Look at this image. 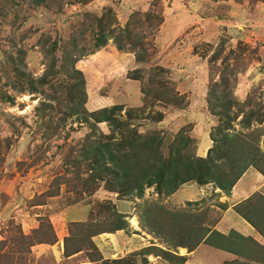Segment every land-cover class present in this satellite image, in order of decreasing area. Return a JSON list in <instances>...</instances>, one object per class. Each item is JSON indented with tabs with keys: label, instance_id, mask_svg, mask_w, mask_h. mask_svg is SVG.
I'll list each match as a JSON object with an SVG mask.
<instances>
[{
	"label": "rangeland",
	"instance_id": "rangeland-1",
	"mask_svg": "<svg viewBox=\"0 0 264 264\" xmlns=\"http://www.w3.org/2000/svg\"><path fill=\"white\" fill-rule=\"evenodd\" d=\"M108 12L118 26L128 23L129 38L123 40L122 50H116L111 39L107 40L104 50H94L88 29L78 40L77 30L89 21L87 14L99 16ZM164 19L166 22L161 26ZM175 20L180 25L174 26ZM74 36H78V41L71 48L70 37ZM53 41L56 42L53 51L56 65L64 52L76 57L84 55V59L74 62L78 68L98 65L96 70L92 69L95 72H90L93 90L87 92L85 87L88 94L85 109H93L90 100L95 97L99 98V107L124 103L122 110L116 112L123 119L128 109L132 111L141 106V110L132 111L131 125L140 133L160 131L163 155L177 131L190 137L188 151L192 150L195 155L203 149L202 140L206 137L210 140V135L219 136L214 131L218 116L206 104L207 91L212 88L215 91L210 97L222 95L221 101H239V105L232 102L226 112L228 116H236L231 122L233 130L246 135L259 153L264 154V0H0L1 230L6 229L7 221L12 218L13 224L20 225L23 233H27L38 226L37 215L48 214V219L55 221V211L68 205H88L90 218L104 220L115 209L127 222L120 233L146 234L148 245L168 248L159 238L170 239L167 225L173 218L159 214L157 205L164 204L169 213L172 210L152 186L144 188L142 196L136 198L110 193L103 182L93 178L86 181L94 155L90 153L84 159L81 152L91 141H105L107 136L103 135L111 132L106 122L94 124L91 118L84 122L80 113H70L67 105H72L70 98L77 92L72 91L69 96L59 89L63 72L59 70L47 78L41 87L43 92H19L13 88L18 81L11 70L13 65L25 78H37L46 70L49 55L45 50ZM134 68L144 69L140 81L128 77H132ZM150 79L173 89L183 101L158 99L153 90L147 96L142 95L138 90L141 84L148 89L156 86ZM23 85L27 87V82ZM44 93L55 98H48ZM4 94L12 101L2 100ZM219 109L214 107V111ZM248 111L254 115L249 116L252 120L245 128L239 121ZM258 113L263 117L260 123L253 121ZM117 137L115 134L114 138ZM262 157L259 156L260 165L264 163ZM185 188L180 192L181 199L186 197ZM50 192L56 194L47 197ZM35 196L37 201L45 199L46 204L31 206ZM109 197L113 206L107 204ZM252 200L261 203L257 196ZM211 204L219 206L216 200ZM186 205L189 204L173 213H184L180 216L186 221L200 225L202 213L196 211L198 207L191 209ZM259 206L264 209L263 203ZM202 210L206 212L205 217L210 215L205 218L209 223L214 217L208 210ZM1 237L8 239L6 232L0 233ZM7 245L15 248L13 242ZM109 248L112 250L106 253L113 251V257L122 254L116 245ZM169 251L176 255L173 247ZM154 254L135 255L129 261L142 264L141 259L145 257L147 264L146 256H149L155 259L154 264H182L173 256L164 258ZM30 262L29 253L26 264ZM60 262L66 264L64 260Z\"/></svg>",
	"mask_w": 264,
	"mask_h": 264
},
{
	"label": "trees",
	"instance_id": "trees-1",
	"mask_svg": "<svg viewBox=\"0 0 264 264\" xmlns=\"http://www.w3.org/2000/svg\"><path fill=\"white\" fill-rule=\"evenodd\" d=\"M111 14L110 12L99 16L87 14L89 21L77 30L76 35L80 37L78 40L82 39L84 31L88 29L91 32L92 48L94 50H104L103 48L106 46L108 39H111L116 50H122L124 47L123 40L129 38L127 31L128 23H125L123 27L118 26L115 23L114 16ZM77 37H70L71 48L76 47ZM55 47L56 42L53 41L45 50L46 54L49 55V61L46 65V70L37 78H30V76H26L25 78V75L21 71H16L13 65L11 70L18 78L13 88L19 92L25 90L29 93L43 92L41 87L47 83V78L55 76L61 70L63 73H60V75L63 77L58 85L59 89L68 92L69 96H71L72 91L77 92L76 96L72 95L70 98L72 105H67L70 113H80L82 116L81 120L84 122H87L88 118H91L94 124L99 122H106L108 124L111 133L110 135H103L107 136L106 140L91 141L90 145L81 152L84 159H88L90 153L94 155V158L90 162L91 168L88 169L90 170V174L86 181H91L89 178H93L94 180L103 182L104 188L110 193L134 195L136 198L142 196L144 188L152 186L156 194L161 196V198L163 196L165 198L172 194L181 184L190 181L197 185L211 184V186L222 190L226 194L233 183L249 166L264 176V163L262 165L258 163L260 161L259 156L263 158L264 154L259 153L257 146L252 144V140L248 141L246 135L233 130L231 122L236 116H228L226 113L232 106V102L235 105H239V101L235 99L221 101L222 95L220 98L210 97L215 90L213 88L208 89L206 104L210 112L218 116L219 123L214 131L219 136L214 138L210 135L211 145L207 148L205 155L196 156L192 150L188 151L191 141L190 137L177 131L166 145V155H163L160 151L162 139L160 131L153 130L140 133L137 131L135 125H131L130 115L132 111L141 110V106L134 108L132 111L128 109L125 117L121 119L116 112L122 110V104L99 107V104H97L99 98L95 97L90 100V104L94 106L93 109L87 111L84 107L88 96L86 93L88 90H93L90 72H95L92 69L96 70L98 65L94 64L95 67L86 66L83 69L78 68L74 65V62L76 59H84V55L78 57L70 56L68 52L62 54L61 62L59 65H56L57 59L53 55ZM68 62L67 67L66 64ZM143 71L144 69L134 68L131 70L132 77H128L140 81ZM25 82H27V87L23 85ZM150 82L156 83V86L150 89L144 87L143 84L139 86L138 90L142 95L147 96L153 90L158 99L172 101L179 98L180 101L178 103L181 102L182 97L172 91L173 89L169 90L168 87L162 86L158 80L150 79ZM85 87L87 92L85 91ZM45 96L52 99L55 98L52 94H45ZM1 98L8 102L12 101V98L6 94L2 95ZM216 106H219L220 109L214 111V107ZM253 115L252 111H248L247 116L241 117L239 122H242L243 126L247 128L252 120L250 117ZM262 120L263 117L260 113L255 114L254 122L260 123ZM115 134L118 135L116 139L114 138ZM55 194V192H50L47 197ZM253 196H257L261 199V203L264 204V198L255 194L234 205V210L254 228L256 233L261 237L262 243H257L250 237H243L235 233L234 237L237 240L239 238V242L235 240V249L227 247L223 243L222 249L230 250V252H234L237 255L264 264V209L260 208L259 205L261 203L258 204L252 200ZM33 200L34 203L31 204L33 207L39 203L46 204L45 199L40 200V202L37 201L36 196ZM107 204L114 205L111 197L108 198ZM185 204H189L186 206H191V204L196 205L197 202L190 203L187 201ZM163 205L161 203L157 205L161 210L159 214L173 218V222L167 225V232L171 236L170 239L159 238L162 243L168 246L166 249L156 247L155 245H148L129 252V255L126 254L116 258H102L91 237L102 232L124 230L127 226L124 215L113 209L107 213L104 220H94L88 214V217L83 221H68L66 223V234L62 237V254L68 256L82 251L84 257L95 264L99 262L101 264H132L129 261L130 257L155 253L154 255H161L164 258L173 256L182 263L183 258L170 253L169 248L181 246L187 250H191L201 240L207 228L201 227L199 224L192 225L191 220L188 222L185 217L180 216V214L184 213H173L176 210L174 207L170 206L172 212L169 213L166 210L167 206ZM156 214L157 211L155 210V224L158 223L155 217ZM47 215H37L36 218L38 222L40 221L38 226L31 228L27 233H23L20 225H14L12 218L7 221L5 225L6 229H0V233L6 232L9 239L6 237L0 238V264H26L31 246L55 242V233ZM161 224L162 226L164 225L163 222ZM222 238L228 239L225 236H222ZM8 242H13L15 248L8 246ZM141 263L146 264L145 257H142Z\"/></svg>",
	"mask_w": 264,
	"mask_h": 264
},
{
	"label": "crops",
	"instance_id": "crops-1",
	"mask_svg": "<svg viewBox=\"0 0 264 264\" xmlns=\"http://www.w3.org/2000/svg\"><path fill=\"white\" fill-rule=\"evenodd\" d=\"M166 20L164 19L161 26H164ZM177 24V20L173 23ZM194 56V55H193ZM124 104V103H120ZM203 149L196 152L197 156H204L205 150L210 146V140H202ZM200 144V143H198ZM188 186L184 183L181 184L172 194L164 198L171 207L178 209L185 206V202H197L196 205L188 206L194 209L197 206V212L202 213L201 227H206L207 231L201 238V240L191 249L187 250L185 247L177 246L175 254L183 258L182 264H262L250 259H247L241 255H237L230 250L222 249V243L230 248H234V243L237 238L234 236L239 234L243 237H250L257 243L261 242V237L256 233L254 228L246 222L235 210L234 205L240 203L244 199L258 194L264 198V176L260 174L253 167H247L239 178L233 183L228 194L224 195L222 190L211 186V184L197 185L194 182H188ZM187 186V187H186ZM186 187V188H185ZM186 190V197L180 198V192ZM215 195L211 196L210 195ZM224 195V196H223ZM187 198V199H186ZM218 202L219 206L211 204V202ZM184 201V202H183ZM211 208V209H209ZM215 208L216 211H213ZM208 212L214 218L206 223V219L210 217L204 215ZM214 213V214H213ZM53 218L50 219L52 228L55 233L56 240L52 244L40 243L30 247L31 262L29 264H62L60 261L64 260L66 264H93L87 258L84 257L82 251L64 256L62 254V237L66 234V223L68 221H83L88 217V205L83 207L74 204L68 205L63 210L53 212ZM59 219L63 220L58 221ZM132 219H129L131 221ZM53 222H56L58 226H55ZM138 231L137 228L134 229ZM122 230H116L114 232H102L91 237L95 247L102 256V258H116L121 257L123 254L142 248L150 243L144 238V235L137 233H120ZM141 232V231H140ZM236 233V234H235ZM222 236L228 237L223 239ZM239 240V238H238ZM237 240V242H239ZM117 246L122 250V254L115 255L112 253H106L107 250H112L109 246ZM120 250V252H121ZM149 257V256H148ZM147 256L148 263L154 264L153 260ZM154 257V256H153ZM151 256V258H153ZM158 259L159 257L156 256Z\"/></svg>",
	"mask_w": 264,
	"mask_h": 264
},
{
	"label": "bare ground",
	"instance_id": "bare-ground-1",
	"mask_svg": "<svg viewBox=\"0 0 264 264\" xmlns=\"http://www.w3.org/2000/svg\"><path fill=\"white\" fill-rule=\"evenodd\" d=\"M133 222V221H132Z\"/></svg>",
	"mask_w": 264,
	"mask_h": 264
}]
</instances>
